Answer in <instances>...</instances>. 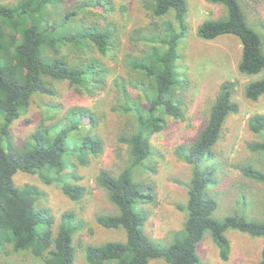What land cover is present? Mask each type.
I'll use <instances>...</instances> for the list:
<instances>
[{
	"label": "trees",
	"instance_id": "trees-1",
	"mask_svg": "<svg viewBox=\"0 0 264 264\" xmlns=\"http://www.w3.org/2000/svg\"><path fill=\"white\" fill-rule=\"evenodd\" d=\"M59 1L21 0L15 5L0 4V244L9 243L14 252L29 251L39 261L33 264H74L71 243L79 227L72 224L73 217L65 213L54 232L52 215L46 208L35 206L41 191L30 184L15 185L13 176L17 172H37L43 181L59 185L67 197L78 200L84 187L70 181L74 177L70 157H76L85 165L87 156L101 151V141L90 132L95 125L92 116L91 123L81 122V117L85 116L83 111L67 112L62 123L40 127L17 146L11 141L10 125L26 111L35 93H52L51 81L65 80L78 92L90 91L96 75H100L98 61H81L78 56L72 61L67 54L59 55L60 50L77 53L97 49L107 54L119 43L111 30L84 25L81 17L75 18L74 12H66L59 20L52 21L47 14L55 12ZM206 1L224 6L225 14L203 21L196 34L205 40L224 34L239 39L238 70L247 76L258 75L245 84L244 96L256 101L264 94L261 36L248 25L239 0ZM93 3L102 4L101 0L87 4ZM143 5L155 17L172 13L180 29L175 30L173 22H165V37L151 36L150 41L156 45L144 59L133 62L132 67L144 76L135 82L137 97L144 102L129 100L121 77L115 82L125 109L133 113L135 121L129 137L120 138L128 144L125 168L116 176L105 170H99L95 176V182L106 191L117 210L114 214L99 215L96 220L102 227L123 229L125 241L84 247L85 258L89 264H148L153 258H163L168 264H197L196 244L205 231H210L217 243L225 245L219 255L226 260L229 242L224 232L237 229L262 238L257 264H264V220H248L238 214L215 219L212 213L217 201L205 194L213 178V168H204L202 164L213 158L212 146L219 139L227 116L238 111V104L231 97L230 81L222 82L196 137L187 147L176 149L177 157L190 165L192 171L187 184V217L182 230L176 232L174 242L166 249L157 248L143 230L145 216L132 208L138 202L151 199V189L134 175L136 169L150 168L151 136L163 128L165 116L177 118L180 115L174 90L181 86L176 68L177 45L183 37L182 21L186 13L185 0H145ZM247 127L260 138L248 145L250 151L264 154V114L250 116ZM240 171L264 183V171L251 165L241 166Z\"/></svg>",
	"mask_w": 264,
	"mask_h": 264
},
{
	"label": "rangeland",
	"instance_id": "rangeland-1",
	"mask_svg": "<svg viewBox=\"0 0 264 264\" xmlns=\"http://www.w3.org/2000/svg\"><path fill=\"white\" fill-rule=\"evenodd\" d=\"M20 1L0 0V4L15 5ZM144 1L101 0L102 4H87L94 0H60L55 12L47 14L52 21L59 20V16L66 12H74L75 18L81 17L84 25L111 30L117 35L119 43L107 54L97 49L77 53L60 50L59 55L67 54V58L72 61L76 56L81 61H98L100 75H96L90 91L83 89L78 92L65 80L51 81L49 87L52 93H35L26 111L10 125V138L17 146L40 127L48 128L54 123H62L71 110L85 113L81 122L91 123L90 116L93 117L95 125L90 132L101 141V151L87 156L85 165L76 157H70L71 174L74 176L70 181L84 187L78 200L67 197L59 185L43 181L37 172H17L13 176L15 185L30 184L41 191L42 195L35 201V206L46 208L52 215L54 232L61 225L63 214L69 213L73 217L72 224L79 227L73 233L71 243L74 264H89L84 255L89 245L125 241L123 229H108L96 220L99 215L114 214L117 210L106 191L95 182V176L99 170L116 176L125 168L128 144L120 138L129 137L135 121L133 113L125 109L126 105L115 82L121 77L129 100L144 102L141 97H137L138 90L135 87V82L144 76L132 67L133 62L144 59L151 47L156 45V42L150 41L151 36L165 37V22H173L175 30L178 29L172 13L155 17L145 8ZM239 2L248 25L260 34L264 47V0ZM185 3L183 37L177 45L176 68L181 77V86L174 90L180 115L177 118L165 116L163 128L149 140L152 148L150 168L136 169L134 173L136 180L151 189V199L138 202L132 208L145 216L143 230L162 250L174 242L176 232L182 230L187 217V184L192 170L190 165L177 157L176 149L187 147L196 137L205 124L222 82L226 80L232 83L231 97L238 104V111L227 116L220 137L212 146L213 158L202 164L204 168H213V178L205 194L217 201L212 213L215 219L238 214L248 220H264V183L240 171L241 166L245 165L264 171V154L254 153L248 147L260 138L247 127L250 116L264 114V94L256 101L244 96L245 84L258 75L247 76L238 70L241 44L236 36L224 34L205 40L196 34L198 25L203 21L224 16V6L206 0H185ZM224 234L229 242L227 259L222 260L219 255L225 245L217 243L210 231H205L196 244L197 264L259 262L261 237H252L237 229H227ZM38 262L29 251L14 252L9 243L0 244V264ZM148 264L168 263L163 258H153Z\"/></svg>",
	"mask_w": 264,
	"mask_h": 264
}]
</instances>
